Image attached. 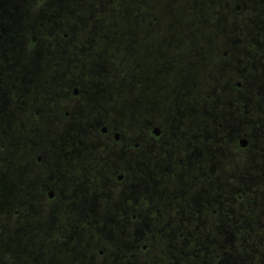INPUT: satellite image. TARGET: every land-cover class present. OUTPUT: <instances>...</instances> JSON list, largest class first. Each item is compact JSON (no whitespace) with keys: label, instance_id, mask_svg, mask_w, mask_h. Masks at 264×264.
<instances>
[{"label":"flooded vegetation","instance_id":"af4514ba","mask_svg":"<svg viewBox=\"0 0 264 264\" xmlns=\"http://www.w3.org/2000/svg\"><path fill=\"white\" fill-rule=\"evenodd\" d=\"M30 7L32 4L24 7L13 0H0V98L5 100L0 106V139L1 148L7 147L0 167V206L6 207V222L0 224V249L4 241L7 249L4 257L0 250V264H264V252L257 250L263 247H253L251 252L237 250L241 242L264 243V236L241 235L245 228L264 229L263 220L236 219L235 206L223 204L221 192L207 195L213 203L190 209L187 189L172 184L180 175L175 164H181L187 176L204 169V142L186 144L182 159L168 156V166L158 175L160 178L156 177L157 182L152 173L143 187L130 189L118 187L124 183L123 174L107 176L100 171L110 163V156L96 155L89 149L94 144L90 145L86 137L93 126L63 122L67 119L64 117L72 120L77 115L74 108L67 106L82 95L78 69L116 65L107 54L126 49V41H133L126 40V34L136 37L140 54L135 56V65L149 61L151 70L161 61V66L168 68L171 60L160 59L158 45L143 43L150 29L135 33L101 30L103 49L92 55V48L88 49L92 46L84 37L99 35L97 29L33 27L34 20H42V16H30ZM239 10L237 6L235 12ZM140 76L144 77L142 73ZM18 84H23L22 92L14 86ZM63 85L64 94L60 92ZM101 94L108 92L104 88ZM47 105L53 115L45 123L32 125L29 116L43 115ZM177 115L181 121L185 119L183 113ZM198 126V132L205 131ZM46 131L62 132L67 140L62 136L65 142L61 144L54 134L53 142H47ZM147 131L150 143L157 144L163 130L151 124ZM97 133L110 137L106 127L98 128ZM69 141L72 144H66ZM121 144L120 134L113 133L107 146ZM123 148L137 152L140 145ZM237 148L236 151L246 150L249 142L242 138ZM37 149L43 151L35 155ZM213 164L209 172L216 179L221 175L216 171L217 164ZM202 177L206 179L204 171ZM239 191L231 187L230 195Z\"/></svg>","mask_w":264,"mask_h":264},{"label":"rangeland","instance_id":"374dc122","mask_svg":"<svg viewBox=\"0 0 264 264\" xmlns=\"http://www.w3.org/2000/svg\"><path fill=\"white\" fill-rule=\"evenodd\" d=\"M13 1L17 6L32 4L30 16H34L33 13L42 16V20H34L33 27L97 29L99 35L84 37L92 46L88 47L92 48V55L103 49L100 44L104 32L101 30L135 33L138 29H150L144 34L143 43L158 45L160 59L171 60L168 68L161 66V61L151 70L149 61L138 67L134 63L135 56L140 54L134 42L136 37L126 34V40L133 39L126 41V49L107 54L108 58H114L116 65L108 69H78L82 95L67 106L77 113L71 117L73 121L68 120L69 116L64 120L58 116L60 122L93 126L92 133L86 137L90 145L94 144L89 149L96 155L110 156L111 164L101 165L100 171L107 176L123 174L124 183L118 187L141 188L152 173L153 181L157 182L156 177L160 178L158 175L168 166L165 163L168 156L182 159L184 146L200 140L205 144L204 169L187 176L182 165L175 164L180 175L172 183L175 188L187 189L182 190L187 191L190 209L197 204L213 203L208 196L221 192L222 203L235 206L236 219L264 221V0ZM237 6L240 10L235 12ZM14 86L22 92L23 84ZM63 86L62 94L66 91V85ZM104 88L108 92L105 96L101 94ZM90 92L94 94L90 96ZM61 99L65 101L64 97ZM45 108L43 115L29 116L31 124L47 122L53 114L48 111L49 105ZM179 112L185 115L182 121L177 115ZM151 124L163 130L157 144L150 143L147 128ZM199 124L205 131H197ZM101 127L108 129L110 139L113 133L120 134L122 144L107 146L110 139L97 133ZM54 134L62 140V132L46 131L45 141L53 142ZM242 138L249 142V148L236 151ZM64 142L62 140L61 144ZM2 143L0 139V167L5 159L2 152L7 150V147L1 148ZM135 143L140 145L137 152L124 151L123 146L131 148ZM36 151L35 155L43 150ZM213 163L217 164L216 171L221 175L216 179L209 172ZM203 171L206 179L202 177ZM231 187H237L239 193L230 195ZM0 215V224L4 225V205L0 206ZM243 234L260 238L264 236V229L245 228ZM2 245L0 250L4 257L6 241ZM253 247L264 249V243L241 242L237 250L251 252Z\"/></svg>","mask_w":264,"mask_h":264},{"label":"water","instance_id":"95a60500","mask_svg":"<svg viewBox=\"0 0 264 264\" xmlns=\"http://www.w3.org/2000/svg\"><path fill=\"white\" fill-rule=\"evenodd\" d=\"M242 145H245V144H242Z\"/></svg>","mask_w":264,"mask_h":264}]
</instances>
